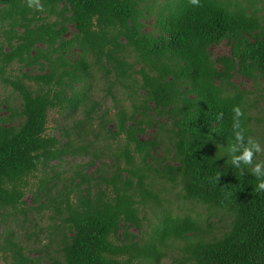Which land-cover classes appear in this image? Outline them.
<instances>
[{
    "label": "trees",
    "instance_id": "trees-1",
    "mask_svg": "<svg viewBox=\"0 0 264 264\" xmlns=\"http://www.w3.org/2000/svg\"><path fill=\"white\" fill-rule=\"evenodd\" d=\"M40 5L0 0V86L20 99L0 97L5 264H162L174 247L178 264H264V191L227 153L234 106L256 138L251 91L234 80L264 91V0ZM222 41L228 53L213 55ZM96 75L107 83L99 97ZM56 107L59 138L46 133ZM31 178L37 206L24 198ZM169 192L223 212V223L178 212ZM34 211H48L47 231H26Z\"/></svg>",
    "mask_w": 264,
    "mask_h": 264
},
{
    "label": "rangeland",
    "instance_id": "rangeland-1",
    "mask_svg": "<svg viewBox=\"0 0 264 264\" xmlns=\"http://www.w3.org/2000/svg\"><path fill=\"white\" fill-rule=\"evenodd\" d=\"M228 51H229V47L226 45L225 41H222L220 44H218L217 46H214L212 49L213 55L228 53ZM95 78L96 80H95V83L93 84V89L91 90V92H93L95 96L99 97L102 95L104 85H106L107 83L104 81V79L100 75H96ZM239 81H242L240 84L241 88H246L247 90L251 91V94H249L247 101L250 105L249 112L252 116V122H253L252 127L254 129V135H256V139H258L261 142L262 147H264V130L262 131V127H261L262 123H259L255 120L257 116L264 117L263 115L264 114V98H263L264 91L259 90V87H255L253 85V82L249 79L239 77L234 80L235 83H238ZM0 97L8 98V101H10L11 103L15 105H18L20 101V99H18L17 94L14 91H12V89H10L9 87L0 86ZM104 103L105 105H109L111 103L109 97H106V100L104 101ZM126 104L128 105V102H126ZM64 115L65 114L61 113L58 107L51 109L48 115V123H47V130H46L47 134L56 135L58 138L62 135L60 132V129L62 128V124L65 123V121H63ZM112 144H114V142ZM88 159H89L88 156L83 155L81 157H76L75 161L80 162L81 164H84L86 163ZM256 160L257 161L264 160V154L257 155ZM70 162L73 163V161L71 160ZM99 164H100L99 160H95L94 163L91 165V167H86V169L88 168L87 171L91 172L93 168H95ZM58 169L60 170L59 171L60 173L61 171H63L60 174L61 181L63 182L66 179V176L69 174V173H66L67 164H65V162L61 163ZM39 174L40 173H38L37 175ZM34 181H36V178H31L30 186L32 190L27 191L24 197L26 203L30 204L31 206H37V202L34 201V198H35V194H34L35 183H33ZM174 192L172 193L169 192L168 195H169V198L173 201L174 206L178 212L189 213L194 216H197V213H199L200 214L199 219L201 220L202 225L206 226L208 223L207 221H202V218H209L210 221L215 223L214 225L217 226V230H218V227L223 223L219 221V219H223L222 216L225 215L223 212H217V215L216 213L212 214L213 209L209 210L206 205L196 204L193 201L183 200L181 198L175 197ZM47 214H48V211L44 212L43 214H39L38 216V214L34 211L35 224L33 225L31 223L28 224L27 228L29 229L26 231H29V232L37 231L39 227H42L43 230L47 231L48 230L47 225L50 223V220L47 218ZM150 216L151 215H149V217ZM11 225H12V228H11L12 230H16L17 232H20V233H25V230L20 228L16 224H11ZM146 227L147 226L144 222L142 230H144ZM131 231H133V229H131ZM45 241L46 239H42V242H45ZM34 254L35 253H33L32 255ZM180 254H181V250H179L178 247H174L172 251L169 252L168 250L167 255H165V257L161 260V262L162 264H178V262L174 260L173 258ZM4 256L0 254V264H5Z\"/></svg>",
    "mask_w": 264,
    "mask_h": 264
},
{
    "label": "clouds",
    "instance_id": "clouds-1",
    "mask_svg": "<svg viewBox=\"0 0 264 264\" xmlns=\"http://www.w3.org/2000/svg\"><path fill=\"white\" fill-rule=\"evenodd\" d=\"M190 3L199 6V0H190ZM29 8L43 11L40 0H27ZM232 131L234 142L227 147V153L230 157L229 164L239 170L243 175L246 170L257 179L256 191H264V160H256L257 155L264 154V147L261 142L253 136L246 135V130L242 126L241 118L244 112L239 106L233 107ZM218 119L223 118L221 113ZM219 180V175L216 177Z\"/></svg>",
    "mask_w": 264,
    "mask_h": 264
}]
</instances>
